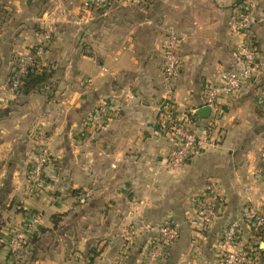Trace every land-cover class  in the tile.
<instances>
[{
  "label": "crops",
  "instance_id": "obj_1",
  "mask_svg": "<svg viewBox=\"0 0 264 264\" xmlns=\"http://www.w3.org/2000/svg\"><path fill=\"white\" fill-rule=\"evenodd\" d=\"M21 1L0 0L11 13L0 24V236L31 213L41 220L19 251L0 242V264H138L163 222L177 226L178 238L160 264H217L221 253L246 248L248 264H264V242L242 217L246 208L264 215V0H110L100 9H85V0ZM241 11L252 19L245 32L236 27ZM54 17L61 23L39 62L47 84L14 94L6 85L12 53ZM171 25L181 65L168 103L162 48ZM245 44L257 50L251 77L218 100L217 116L196 115L205 85L240 69ZM102 102L108 119L90 133ZM169 112L178 121L194 115L199 137L215 140L173 170L164 167ZM38 129L51 157L40 189L30 191ZM206 191L218 194V213L198 230L187 219ZM232 220L239 228L227 243Z\"/></svg>",
  "mask_w": 264,
  "mask_h": 264
},
{
  "label": "built area",
  "instance_id": "obj_2",
  "mask_svg": "<svg viewBox=\"0 0 264 264\" xmlns=\"http://www.w3.org/2000/svg\"><path fill=\"white\" fill-rule=\"evenodd\" d=\"M110 4V0H86L85 9L104 8ZM252 19L248 13L241 11L238 15L237 29L245 32L249 29ZM53 24H49L40 35L38 43L29 51L18 56L16 64L9 77L10 85L14 89H20L25 78L33 66H38V61L45 53L46 41L51 37ZM181 38L173 26L168 28L167 37L163 43V98L170 103L174 97L173 79L176 76L181 65L179 55ZM239 58L241 67L239 70H225L219 75L220 83L218 85L206 84L204 87L203 106L210 107V114L213 117L219 114L218 100L225 95L233 94L241 89L243 84L251 77L257 67V50L252 44H245L240 47ZM83 82L90 83V78ZM108 105L102 102L95 109L88 130L90 133H96L101 130L108 119ZM163 116L169 120V129L173 136V146L165 161L164 167L167 170H173L182 167L187 163L199 145L214 146L215 140L207 135L199 137L197 133V123L195 116H186L182 121L171 117L170 112ZM36 142L38 143V152L34 156L30 171V182L27 188L32 190L40 189L43 183V170L49 163L51 152L50 144L42 129L36 133ZM259 157L264 161V145L259 151ZM83 198V195H81ZM219 196L214 191H206L198 200L194 213L189 216L187 222L191 227L198 230L208 228L218 213ZM243 219L256 231L264 242V215L250 208L244 209ZM40 214L31 213L22 224V228H13L8 231L7 236H0V241L5 243L10 252H17L26 241L28 234H32L40 224ZM239 224L237 220L229 222L223 232V240L227 243L235 241ZM133 231V229H132ZM131 231V232H132ZM155 235L149 240L145 250L141 253L138 264H160L168 251V248L178 238V228L175 224L163 222L154 229ZM251 260V249H233L221 253L217 264H248Z\"/></svg>",
  "mask_w": 264,
  "mask_h": 264
},
{
  "label": "rangeland",
  "instance_id": "obj_3",
  "mask_svg": "<svg viewBox=\"0 0 264 264\" xmlns=\"http://www.w3.org/2000/svg\"><path fill=\"white\" fill-rule=\"evenodd\" d=\"M86 1V0H85ZM29 2H30V0H28V4H29ZM21 3H22V6H24V1L22 0L21 1ZM0 4H1V6H0V24L3 22V21H5V20H7V19H9L10 18V15H11V13L9 12V10H7L6 8H3L2 6L4 5L3 3H1L0 2ZM7 5H8V3H6ZM81 7H83V6H81ZM100 9V8H99ZM63 14V13H62ZM63 16V15H62ZM45 19H47V17L45 18ZM40 21H38V23H39ZM53 24V32L51 33V37L48 39L49 41H46V44H45V50H47L48 49V46L50 45V43L52 42V40H53V38L55 37V34H56V32H57V25H59L61 22H60V20L59 19H57V18H51V20H47L45 23H44V26L43 27H39L36 31L35 30H33L32 31V29H30L31 30V32L33 33L32 35V37L34 38V40L30 43V44H28L26 47H23V49L22 50H19V51H14L13 53H12V57H13V59H12V62H11V67H10V69H9V73H8V76H7V79H6V85H7V87L11 90V92H13L14 94H20V93H22V91H21V88L20 89H14L11 85H10V80H9V77L11 76V72H12V70H13V68H14V66H15V64H16V61H17V58H18V56L20 55V54H22V53H25V52H27V51H29V50H31L37 43H38V41L40 40V35H41V33L45 30V28L49 25V24ZM171 26H173V25H171ZM174 27V26H173ZM174 29L176 30V28L174 27ZM81 31V30H80ZM177 31V30H176ZM38 33V34H37ZM178 33V32H177ZM179 35V34H178ZM181 44V43H180ZM180 55V54H179ZM181 59V58H180ZM41 61V59L38 61V62H40ZM38 67H41V68H43L41 65H40V63H38ZM163 72V71H162ZM162 84H163V78H162ZM6 102V98H4V97H0V108H2L3 107V105H4V103ZM1 242V241H0ZM147 246V245H146ZM127 247H128V245H125L124 244V248H123V252H124V250H127ZM145 250V249H144ZM144 250H142V252L144 251ZM141 252V253H142Z\"/></svg>",
  "mask_w": 264,
  "mask_h": 264
},
{
  "label": "trees",
  "instance_id": "obj_4",
  "mask_svg": "<svg viewBox=\"0 0 264 264\" xmlns=\"http://www.w3.org/2000/svg\"><path fill=\"white\" fill-rule=\"evenodd\" d=\"M50 74L43 68L38 67V66H33L30 68L24 83L21 86V91L22 92H29L31 90H39L42 87H44L49 79ZM35 237L29 239V243L34 242ZM33 240V241H32ZM26 241L24 246H26ZM23 246V245H22ZM25 248V247H24ZM22 248L21 251L24 249ZM32 244L29 246L30 252L32 251ZM20 250V249H19ZM18 250V251H19Z\"/></svg>",
  "mask_w": 264,
  "mask_h": 264
},
{
  "label": "water",
  "instance_id": "obj_5",
  "mask_svg": "<svg viewBox=\"0 0 264 264\" xmlns=\"http://www.w3.org/2000/svg\"><path fill=\"white\" fill-rule=\"evenodd\" d=\"M195 114L198 116H208L210 114L209 106H201L195 110Z\"/></svg>",
  "mask_w": 264,
  "mask_h": 264
}]
</instances>
